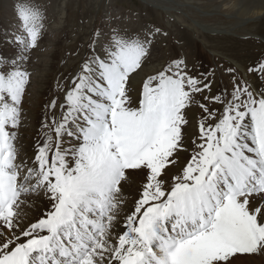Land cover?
Masks as SVG:
<instances>
[{"label": "snow or ice", "instance_id": "snow-or-ice-1", "mask_svg": "<svg viewBox=\"0 0 264 264\" xmlns=\"http://www.w3.org/2000/svg\"><path fill=\"white\" fill-rule=\"evenodd\" d=\"M15 11L18 31L5 43L17 52L0 56V264H233L237 255L264 256V56L243 74L225 68L230 87L214 95L215 72L193 75L175 59L146 74L133 96L132 78L161 30L97 29L22 154L25 65L45 16L34 0ZM193 106L199 118L187 133Z\"/></svg>", "mask_w": 264, "mask_h": 264}, {"label": "rangeland", "instance_id": "rangeland-1", "mask_svg": "<svg viewBox=\"0 0 264 264\" xmlns=\"http://www.w3.org/2000/svg\"><path fill=\"white\" fill-rule=\"evenodd\" d=\"M19 2L20 0H0V56L3 57L12 58L17 52L16 47L5 43V36L6 34L11 36L18 31L15 9ZM34 2L41 7L45 19L38 46L31 50L30 59L25 65L31 76L23 103L26 119L20 133L27 129L31 131L34 122V125H37L36 134L27 136L30 141H35L37 137L38 128L44 119L45 105L53 98L62 99L63 93L57 88V84L67 86L71 76L78 71L81 63L90 54L89 41L97 29H102L106 34L110 27L115 26L127 27L132 32H141L146 26L161 30V34L156 36L152 44L144 68L132 78L136 89L132 93L133 96L138 95L142 80L148 72L152 69L159 70L166 63L178 58L188 61V69L194 75L208 74L214 67L218 69L221 79L215 77L212 85L213 94L217 92L218 87L221 90L230 87L231 77L224 72L225 68L232 66L243 74L248 66L264 56V20L254 21L247 15L240 18L228 11L217 12L209 1L34 0ZM193 19L197 20L198 24L211 27H208L209 30L201 29L199 25L192 23ZM247 79L252 81L255 87H259L255 76L248 74ZM199 112L195 106L188 109L187 133L195 130ZM238 256H245L248 262L251 261L245 264H259L258 261H252L259 259L263 261L261 264H264V256L261 255Z\"/></svg>", "mask_w": 264, "mask_h": 264}, {"label": "bare ground", "instance_id": "bare-ground-1", "mask_svg": "<svg viewBox=\"0 0 264 264\" xmlns=\"http://www.w3.org/2000/svg\"><path fill=\"white\" fill-rule=\"evenodd\" d=\"M198 1L199 2H208V1L211 2V4L215 6V10H217V12L218 11H223V12L228 11V12H232L233 14L235 13L240 18H242V16H244V15H247L251 20H254V21H259V19L264 20V3H262L261 0H198ZM207 9H208V7H207ZM203 16L205 17V15H203ZM225 18H226V16H225ZM193 20H194V22H192V23L199 25L200 26L199 28H201V29L209 30L208 27L209 28L211 27L210 25L207 26V25L198 24L199 22L196 23L197 20H195V19H193ZM246 21H248V19ZM248 64H249V62H248ZM147 69H145V70H147ZM153 72H155V70L152 69L147 74H151ZM251 83L253 84L252 81H251ZM253 85L255 87V84H253ZM39 99H40V97H39ZM26 109H27V107H26ZM28 110H29V108H28ZM28 115H29V113H28ZM24 125H26V124H24ZM27 126H29V125H27ZM27 126H25V127H27ZM36 129H37V125H34V122H33L31 131H30V129H27L24 133H22L20 135V138L17 141V146L21 149L22 154L26 151L31 150V147H32L34 141H30L27 138V136H29V135L34 136L36 134ZM26 210L29 212L30 215L33 212V210H31V209H26ZM249 256H248V258H249ZM246 261H247V259L245 256H242V257L238 256L235 258L233 263L245 264V263L251 262V261H249V262L248 261L246 262ZM252 261H258V262H260L259 264L263 263V261H261L260 259L259 260H252Z\"/></svg>", "mask_w": 264, "mask_h": 264}]
</instances>
